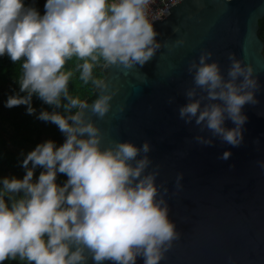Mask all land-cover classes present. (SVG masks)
I'll list each match as a JSON object with an SVG mask.
<instances>
[{"label": "clouds", "instance_id": "clouds-1", "mask_svg": "<svg viewBox=\"0 0 264 264\" xmlns=\"http://www.w3.org/2000/svg\"><path fill=\"white\" fill-rule=\"evenodd\" d=\"M154 3L46 0L41 15L25 0H0V57L22 61L18 84L26 93L10 95L5 106L26 105L27 114H35L36 95L53 109L42 110L37 118L55 124L66 137L59 147L48 140L27 153L23 179L0 180V264H88L90 259L94 264H137L138 258L143 264H160L180 240L164 198L168 188L156 184L159 166L147 171L152 164L149 143L137 147L110 140L102 146L104 134L91 119H103L116 95L107 80L93 75L94 69L143 67L162 47L153 26L158 17L150 19ZM184 43L178 39L174 46ZM212 56L202 50L198 62L189 63L193 86L185 91L188 102L179 108V117L238 147L248 119L243 108L259 103L260 84L252 64L235 53H227V79L218 61L208 62ZM74 57L82 62L76 65L79 79L97 90L91 103L69 92L74 71L65 67ZM228 120L235 127H226ZM195 140L213 143L202 135ZM230 156L225 151L220 158ZM258 163L264 168V161ZM37 167L43 170L34 180ZM58 174L67 177L63 186L57 183ZM182 178L178 173L177 189Z\"/></svg>", "mask_w": 264, "mask_h": 264}, {"label": "water", "instance_id": "water-1", "mask_svg": "<svg viewBox=\"0 0 264 264\" xmlns=\"http://www.w3.org/2000/svg\"><path fill=\"white\" fill-rule=\"evenodd\" d=\"M263 17L264 0H180L154 21L162 43L156 56L143 67L106 69L102 78L116 91L103 119L89 113L104 134L102 146L110 140L137 147L148 142L147 171L158 165L156 184L168 188L169 219L181 238L160 264H264V168L258 163L264 161ZM178 39L185 43L174 46ZM202 50L213 53L208 62L218 61L226 79L228 52L252 64L258 77L259 103L243 108L248 119L238 147L179 117L188 102L185 91L193 86L187 67L198 62ZM225 126L235 127L230 120ZM197 135L212 138V145L198 143ZM225 151L231 152L227 160L220 158ZM178 173L183 174L179 189Z\"/></svg>", "mask_w": 264, "mask_h": 264}, {"label": "trees", "instance_id": "trees-1", "mask_svg": "<svg viewBox=\"0 0 264 264\" xmlns=\"http://www.w3.org/2000/svg\"><path fill=\"white\" fill-rule=\"evenodd\" d=\"M45 3L46 0H35L34 4L33 0H25L26 6H34L41 15L44 14ZM259 24V35L264 41V17L259 20ZM78 63L82 62L74 57L68 61L65 67V71H74V76L69 84V92L73 97H79L81 100L90 102L96 96V89L91 83L84 84L79 79L80 73L76 71ZM21 64L22 61L14 64L7 55L0 57V180L13 176L23 179L26 173L21 165L26 156L21 154V149L29 153L38 144L46 142L42 138L43 134L46 135L47 141L52 140L59 147L63 137L55 124L37 118L42 110L51 112L53 109L36 95H33L32 98V107L36 110L35 114H27L26 105L13 108L5 106L10 95H26V93L20 92L18 84V78L22 75ZM93 75L102 79L106 75V69L95 68ZM57 111L63 113V108L57 109ZM42 170L39 167L34 170V180L38 179ZM66 180V175H57L59 185L63 186ZM3 264H21V262L19 260H5Z\"/></svg>", "mask_w": 264, "mask_h": 264}, {"label": "built area", "instance_id": "built-area-1", "mask_svg": "<svg viewBox=\"0 0 264 264\" xmlns=\"http://www.w3.org/2000/svg\"><path fill=\"white\" fill-rule=\"evenodd\" d=\"M178 1L180 0H155V3L151 5L150 19L152 16H156L159 19L161 15L166 13V9L173 6Z\"/></svg>", "mask_w": 264, "mask_h": 264}, {"label": "rangeland", "instance_id": "rangeland-1", "mask_svg": "<svg viewBox=\"0 0 264 264\" xmlns=\"http://www.w3.org/2000/svg\"><path fill=\"white\" fill-rule=\"evenodd\" d=\"M42 138L44 139V141H47V138H46V135H45V134L42 135ZM20 152H21V154L24 155V156H26L27 153H28V152H27L26 150H24V149H21Z\"/></svg>", "mask_w": 264, "mask_h": 264}]
</instances>
